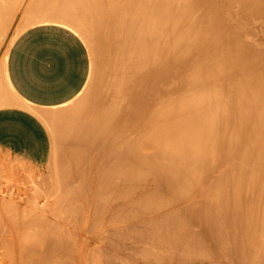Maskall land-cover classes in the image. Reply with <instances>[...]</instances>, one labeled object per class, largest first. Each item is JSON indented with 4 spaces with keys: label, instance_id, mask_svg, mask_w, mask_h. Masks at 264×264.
<instances>
[{
    "label": "bare ground",
    "instance_id": "1",
    "mask_svg": "<svg viewBox=\"0 0 264 264\" xmlns=\"http://www.w3.org/2000/svg\"><path fill=\"white\" fill-rule=\"evenodd\" d=\"M14 2L0 0L5 27L0 35V49L13 21ZM36 23H54L75 31L92 46L95 62L83 94L63 107L41 114L59 145L53 157L55 165L53 162L51 166L53 177L60 181L59 184L55 178L52 180V186L57 181L54 191L46 180V197L44 187L34 189L42 185H34L36 179L30 178L33 173H26L28 178L24 174L28 179L24 181L19 178L20 173L0 168V264H69L70 259L76 264L75 257H83V247L93 246L99 236L103 238L97 233L103 232L112 234L106 241L108 250L112 244L119 245L118 239V243H111L112 236L120 234L119 239L126 242L120 241L124 247L129 246L127 240H136L134 252L131 246L126 250L122 244L118 246L125 250L120 253L131 252L130 256L122 254L128 256L122 257L124 260L118 257L116 246L112 247L114 251L107 250L113 252L110 259L96 250L111 264L121 259L119 263L127 264L132 257L134 261L140 259L134 253L137 249L139 253L145 243L143 253H139L144 255L142 264H149L154 258V263H158L160 248L168 251H162L164 255L178 252L191 253L192 258L201 256V262L206 256L205 264H264V0H31L9 42ZM3 50L1 65L6 59ZM82 146L95 151L89 149L92 153L84 156L88 148L85 151ZM96 151L101 157L97 163L105 167L96 171L97 175L92 173L95 176L90 177L89 183L86 172L90 168L83 166L90 167L91 155ZM87 155L91 156L90 161ZM76 164L86 170H81L84 176L88 175L84 180L87 178L90 190L83 205L82 195L80 200L77 197L86 188L81 189L84 185L80 182L76 184L81 173ZM149 174L150 178L154 176L151 183L156 185L151 188L149 182L151 190L146 187V192L144 185ZM81 177L79 181L83 180ZM115 179L122 183L121 189L120 184H113ZM124 181L143 183L138 189L145 192L134 196L139 199L130 198L136 209L128 198L138 189L129 184L124 189ZM113 185L124 189L121 195L132 191L129 196L124 195L126 203L133 206L127 208L140 212V223L127 226L134 227L135 233L121 229L124 236L133 234L132 238L125 239L119 226L115 231L118 234L113 230L109 233L108 227V231H103L113 221L111 218L115 220L111 216L115 210L122 213L126 209L124 216L131 217L118 220L123 213L116 212L115 224L136 220L137 213L130 214L125 203L119 202L125 207L118 205L117 209L109 203L110 198L112 202L122 198L120 190L113 191L117 188ZM29 190L31 195L36 192V199L41 193L47 200L38 202ZM32 199L36 201L32 203ZM107 205L109 209L114 207L108 211L111 215ZM141 213L149 219L146 216L144 222ZM139 224L144 228L140 233L135 230ZM72 227L94 235H88L92 239L87 241L78 233L86 239L79 238L82 243H76L78 236L73 238ZM40 235L45 237L42 241L47 247L39 240ZM101 239L99 242L103 243ZM156 245L159 250L150 248ZM24 253H31L30 257ZM66 253L71 258L63 256ZM62 256L70 259L64 261ZM168 256L161 255V264H167L164 257L174 258ZM145 257L153 258L143 262ZM26 258L31 261L28 263ZM192 258L189 260L196 261ZM134 261L131 264L139 260Z\"/></svg>",
    "mask_w": 264,
    "mask_h": 264
},
{
    "label": "crops",
    "instance_id": "2",
    "mask_svg": "<svg viewBox=\"0 0 264 264\" xmlns=\"http://www.w3.org/2000/svg\"><path fill=\"white\" fill-rule=\"evenodd\" d=\"M2 30L0 11V35ZM83 43L78 33L54 23L30 26L13 41L0 64L1 153L34 167L49 163L52 138L41 114L63 107L85 89L91 61Z\"/></svg>",
    "mask_w": 264,
    "mask_h": 264
},
{
    "label": "rangeland",
    "instance_id": "3",
    "mask_svg": "<svg viewBox=\"0 0 264 264\" xmlns=\"http://www.w3.org/2000/svg\"><path fill=\"white\" fill-rule=\"evenodd\" d=\"M30 1H31V0H28V1H27V0H24V1H23V0H15L14 4H11V8H12L11 10H12V12H13V21H12V22H14L13 27H16V26H17V23H18L19 20L21 19V17H22V15H23V12H24L25 8L27 7V4H28ZM25 4H26V7H25ZM12 5H14V6H12ZM23 7H24V8H23ZM21 10H22V12H21ZM0 11H1V5H0ZM20 12H21V13H20ZM36 24H37V23H36ZM36 24H35V25H36ZM38 24H41V23H38ZM10 32H11V31H10ZM12 32H13V31H12ZM11 36H13V33H11ZM11 36L6 37V39L4 40V42H3V44H2V47H1V49H0V53H1L2 50L4 49L2 54H5L4 51H5V52H8V50L10 49V47H11V45H12V43H13V42H12V43L9 42V39L11 38ZM81 37H82V36H81ZM82 39H83V41L85 42V43H83V44H84L85 47L87 48V52H88V54H89V59H90V61H91V69H90V72H91L90 74H91V75H90V78H89V81H90L91 76H92V73H93L94 62H95V52H94L92 46L90 45V43L88 42V40L85 39L84 37H82ZM1 56H2V55H1ZM1 56H0V59H1ZM88 83H89V82H88ZM88 83H87V85H88ZM87 85H85V86L87 87ZM81 94H83V92H82ZM81 94H80V95H81ZM46 126H47V125H46ZM48 129H50V127H49ZM49 131H50V130H49ZM50 135H51V134H50ZM51 138H52V154H51V159H50L49 163H48L47 165H45L44 167H42V168H41V167H40V168H39V167H34V166H32V165H28V164H26V163H24V162H21V161L15 160V159H13V158H11V157H9V156H7V155H5V154H3V153L0 152V168H3V167H4V168H9V170L11 169V171H15V172L20 173L21 175L19 176V178H21V180H24V181H27V180H28L27 178L30 176L31 173H33V174H34V177H32V176H33V175H32L30 178H34V179H36V181H38V184L36 183V181H33V183L35 182L34 185H37V186H38V185H42V187L39 186L40 188H34V189H38V191H39V189H41V188L44 189V188H45L43 191L45 192V196H46V197H47L46 192L49 191V189H48V190L46 189L47 184H48L49 188L52 187L51 190L53 189L52 191H54V187H53V186H54V183L57 184V181H58L56 177H53L54 175H53L52 172H53L54 170H53L52 167H53V162H54V160H53L54 158H53V157H54V155L56 154V152L58 151V146H59V145H58L57 137H56L55 135L52 134V135H51ZM82 147H83V146H82ZM85 147H87V146H84V147H83V149H84L85 151H86L87 148H88V149H87L86 153L83 154L84 156H85L88 152H90L91 150H93V148L87 147V148L85 149ZM80 148H81V145H80V147H79V149H78V150H80V152H81V151H82V148H81V149H80ZM89 149H91V150L89 151ZM93 151H95V150H93ZM83 152H84V151H83ZM91 153H92V151H91ZM91 153H90V154H91ZM97 153H98V151H96L95 153L93 152V154L91 155L92 158H93L92 161H90V159H91L90 157H91V156H90V155H87V156H89V161L91 162V163H89V165H88V166H90V167H85V166H83V168H86V169L88 168L87 170H89V168H90V172H91V170H92L91 173H90V172H86L87 174H89V179H88V182H89V183H90L91 180L93 179V176L97 175V174H96V171H97V173H99V170H100L103 166L105 167V164L101 167V164L99 165L100 162L98 161V163H97V160H98L99 157H100V156L97 155ZM95 155H97V158L95 157ZM87 156L85 157V159L88 158ZM94 157H95V158H94ZM82 158H84V157L82 156ZM103 159H105V158H103ZM82 160H83V159H82ZM87 160H88V159H87ZM87 160H83V161H84V162L86 161V164H87V163L89 162V161L87 162ZM94 160H95L96 163L93 162ZM100 160H101V157H100ZM80 161H81V160H80ZM80 161L78 162L79 165L81 164ZM104 161H106V160H104ZM104 161H103V163H104ZM113 161H114V159H113ZM92 162H93L94 164H93ZM110 162H111V161H110ZM113 163H114V162H113ZM90 164H91V165H90ZM92 164L95 165L96 167L92 166ZM97 164H98V167H97ZM106 164H107V163H106ZM111 164H112V162H111ZM114 164H115V163H114ZM114 164H113V166H114ZM54 165H55V162H54ZM77 165H78V164H76V166H77ZM79 165H78V166H79ZM82 165H83V164H81L80 166H82ZM51 166H52V167H51ZM78 166H77V167H78ZM80 166H79V167H80ZM86 166H87V165H86ZM110 166H111V165H110ZM12 167H14V168H12ZM79 167H78V168H79ZM74 168H75V167L73 166V170H74ZM78 168H76V170H75V172H77V174H78V170H77ZM80 168H81L80 171H81V170H83L84 172L86 171L85 169H82V167H80ZM91 168H92V169H91ZM95 168H96V170H94ZM97 169H98V170H97ZM93 171H94V172H93ZM21 172H22V173H21ZM29 172H30V174H29ZM84 172L82 173V171H81V173L78 174V175H79V178L75 177V178H77V180H78V179L80 180V177L82 176L81 178H82L83 180H81V181L78 180V182H77L76 184H79V182H80V184H81L82 186L84 185L83 188L79 185L80 188L83 189V190H85L84 188H86L85 193H83L84 191H81L82 194H80V193H79L80 195L78 194V197H77V198H79V200L81 199V197H82V200H83V196L86 197V194H88L87 192H89V190H90V189L87 190V187H88L89 185H88V186L86 185V184H88V182H87V178H86V180H84V178L87 177L88 175H87V176H84V175H86ZM18 173H16V175H19ZM26 173H28L29 176H28ZM92 173H94L95 175H94V174L92 175ZM24 174H26L27 176L24 175ZM80 174H81V175H80ZM83 174H84V175H83ZM7 175H8V174H7ZM90 175H91V176H90ZM21 176H22V177H21ZM25 176H26L27 178H26ZM90 177H91L92 179H91ZM148 177H149V178H148ZM153 177H154V176H153ZM153 177H152V175H151V178H152V179H151V178H150V174H149V176H147V180H146V179H145L146 181L143 180V182H144V181L147 182V183H146L147 186L144 185V186H145V191H146V187H147V190H151V189H148V187L150 188L153 184H155V183H151V182H153V181H152V180L154 179ZM44 178H45V179H44ZM46 178H47V179H46ZM54 178H55L57 181H56V180L53 181V186H52L51 183H52V180H53ZM119 178L121 179V177H119ZM26 179H27V180H26ZM43 179H44V180H43ZM3 180H4V179H3ZM46 180H47V184H46V186L44 187L43 185L46 183ZM113 180H114V179H113ZM0 181H1V180H0ZM39 181H40V182H39ZM48 181H49V182H48ZM50 181H51V182H50ZM75 181H76V180H75ZM84 181L87 182V183H85ZM115 181H116V182H115V183L113 182V184H115V185L120 184V186H118V187H119V188L122 187V183H121V182H120V183H117L118 181H120L119 179H118V180L115 179ZM58 182H59V184H60V181H58ZM63 182H64V181H63ZM124 182H125V181H124ZM124 182H123V184H124ZM145 182H144V183H145ZM149 182L151 183V186H148V183H149ZM154 182H156V181H154ZM3 183H4V181H3ZM116 183H117V184H116ZM126 183H127V182H125V184H124L125 187H124V185H123V188H124V189H126V188L128 189V187H126V186H128V184L131 185V186H135L136 190H137L138 187H140V186L143 187V186H142L143 183H142L141 181H139V182H136V181H135V182H129V183H127V184H126ZM31 184H32V183H31ZM31 184H29V185H31ZM56 184H55V185H56ZM61 184H62V183H61ZM76 184H75V185H76ZM134 184H136V185H134ZM137 184H138V186H137ZM34 185L32 184L31 186L33 187ZM115 185H113V187H117V186H115ZM139 185H140V186H139ZM155 185H156V184H155ZM31 186H30V187H31ZM56 186H57V185H56ZM85 186H86V187H85ZM136 186H137V187H136ZM157 186H158V184H157ZM32 187H31V188H32ZM43 187H44V188H43ZM118 187H117V188H113V191H114V189H115V190H118V192H119V190H120L121 188L118 189ZM31 188H29V189H31ZM55 188L58 189L57 187H55ZM151 188H155V186L153 185ZM34 189L32 188V190H34ZM81 189H80V190H81ZM124 189L120 190V195H121V192H122ZM143 189H144V188H143ZM46 190H47V191H46ZM51 190H50V191H51ZM139 190H140V191H139ZM40 191H41V190H40ZM52 191H51V192H52ZM55 191H56V190H55ZM78 191H79V188H78ZM141 191H142V193L145 192L144 190L138 189V190L136 191V193H135V190H134V191H133L134 194L132 193V195H131L132 197L130 196V197L128 198L129 200H128L127 198H125L124 195H125V194L127 195V193L124 192L125 194H122V195H121V197H122L121 200H120V198H119L120 196H118V198H119L118 201L116 200L117 198H115V200L117 201V205L114 204V203H116L115 200H113L114 202H112V198H110V201H111V202L109 201V203H110V204L113 203L112 205H113L114 207L119 205V206H122V207H125V206H126L125 208H127V206H129V208H132V207L134 206L135 209H136V208H138V207L135 206L134 203H131V201L133 200L134 196L136 195V197H137V194L139 195V192L141 193ZM28 192H29V195H30L31 197L34 196V199H36V198H35L36 196L34 195L36 192H33V191H32L33 195L30 194V193H31L30 190H29ZM44 192H43V194H44ZM115 192H117V191H115ZM115 192H113V194H114ZM131 192H132V191H131ZM131 192H129V195H130ZM146 192H147V191H146ZM148 192H149V191H148ZM37 193H38V192H37ZM47 193H48V192H47ZM122 193H123V192H122ZM48 194H49V193H48ZM83 194H85V195H83ZM116 194H117V193H116ZM116 194H115V196L117 197V195H118L119 193H118L117 195H116ZM24 195H25V194H24ZM81 195H82V196H81ZM129 195H127V196H129ZM140 195H141V194H140ZM140 195H139V196H140ZM30 196H29V197H30ZM38 196H41V193H40V195H39V194L37 195V199H36V200H40V201H38V202H41V201L43 200L42 203H44V202H45L44 200H47V199H45V198L42 197L43 195H42L41 197H38ZM80 196H81V197H80ZM115 196H114V197H115ZM85 197H84V200H83L84 202H83L82 200H80V203H81L82 205L85 204V200L87 199V197H86V198H85ZM112 197H113V196H112ZM123 197H124V198H123ZM32 198H33V197H32ZM41 198H42V199H41ZM50 198H52V197H50ZM50 198H49V199H50ZM130 198H132V200H131ZM30 199H31V198H30ZM52 199H53V198H52ZM52 199H50V201H51ZM122 199H124V200L122 201ZM125 199H126V200H125ZM134 199L138 200L139 198H138V199H137V198H134ZM32 200H33V199H32ZM32 200H31V201H32ZM36 200H33L32 203H33L34 201H36ZM127 200L130 201V204H131V205H133V204H134V205H133V206L128 205L129 202L126 203ZM136 200H135V201H136ZM52 201H53V200H52ZM52 201H51V203H53ZM86 202H87V201H86ZM119 202H121V203L123 202V204L125 203L126 205L124 206V205H122V204L119 203ZM132 202H133V201H132ZM78 203H79V202H78ZM109 203H108V204H109ZM118 203H119V204H118ZM135 203H136V202H135ZM51 206H52V204H51ZM53 206H54V205H53ZM53 206H52V207H53ZM113 206H112L111 208H114ZM130 206H131V207H130ZM54 207H55V206H54ZM54 207H53V208H54ZM109 207H110V205H107V208H108V209H109ZM111 208H110L109 210L107 209V212H108V211L111 212ZM115 208H116V207H115ZM118 208H120V207H118ZM129 208H127V210H129V213L132 214V211L134 212L135 209L133 208L134 210H132V209H129ZM116 209H117V208H116ZM122 209H123V208H121V211H122ZM139 209H142V208H139ZM113 210H114V209H113ZM113 210H112V211H113ZM118 210H119V209H118ZM125 210H126V209H124V210L122 211V213L125 212ZM143 210H144V209H142V211H143ZM142 211H141V212H142ZM151 211H152V210H151ZM151 211H150V214H151L152 216H154V215L151 213ZM54 212H56V211H54ZM54 212H53V213H54ZM110 212H108V214H110ZM116 212H117V211L115 210V212H114L115 214H114V213H113V214L111 213L112 215H111V214H110V215H111L112 217H115V220L117 221V216H118V215L116 214ZM118 212H119V211H118ZM118 212H117V213H118ZM127 212H128V211H127ZM127 212H125V213H127ZM148 212H149V211H148ZM148 212H144V213L149 214ZM119 213L122 215L121 212H119ZM119 213H118V214H119ZM125 213H123V218L121 217V219H118V220H122V219H124V218L126 217V216H124ZM134 213H137V214H136V220L134 219V218H135V216H134L135 214H134ZM134 213H133V215H132V217L134 216V217H133L134 220H131V221L126 222V223H128V224H126L124 221H123V223H122V221H121L122 224L120 223V221H119L120 224H119V223L115 224V220H114L113 218H111V220H113V221H110L109 224H108L109 226L106 225V226H105L106 229L104 228L103 231H104V230L106 231L108 228H109V231H108V230H107V231H108L109 233H112L110 230H113L114 232H115V231H118V230H117V226H119V228H118L119 230H121V229L124 230V229H125V230H124L125 233L127 232V231H126L127 229H128V232H129L130 230L133 231V230H134V229H133L134 227L131 229V228H130V227H132L131 225L136 224V221H137V223H138V222H139V219H138V218H140V217H137V216H138V213L140 214L139 211H138V212L135 211ZM147 214H143V215H142V213H141V215H139V216L144 217V218H141V219H143V220L146 218V216H147V218L149 219L150 214H149V216H148ZM106 215H107V214H106ZM115 215H116V216H115ZM121 215H120V216H121ZM108 216H109V215H108ZM106 217H107V216H106ZM109 218H110V217H109ZM119 218H120V217H119ZM126 218H127V217H126ZM147 218L145 219L146 221H147ZM151 218H153V217H151ZM130 219H131V217L128 216L127 220H130ZM141 219H140V221H141V223H142L143 220H141ZM125 220H126V219H125ZM127 220H126V221H127ZM145 220H144V222H145ZM112 222H113L114 224H113ZM117 222H118V221H117ZM134 222H135V223H134ZM124 223H125V224H124ZM139 223H140V222H139ZM111 224H112V225H111ZM120 225H121V228H120ZM128 225H130V227L127 228ZM137 225H138V224H137ZM137 225H136V227H137ZM140 225L143 226L142 224H139V226H138L139 228H135V230L138 229L137 231H139V233H140V231L142 232V231L144 230L143 227H142L143 229H141V226H140ZM144 225H145V223H144ZM122 226H123V227H122ZM133 226H135V225H133ZM107 227H108V228H107ZM114 227H115V228H114ZM144 227H145V226H144ZM72 228H73V229H72L71 231H73V233H72L71 231H69V232H67V233H69V234H70V233L75 234V236H74L73 238H75V237L78 236V237H77V238H78V241H77V238H75V239H76V243H78L81 239L85 240L86 238H88L87 241H89L90 239H92V238L89 239V237H92V236L94 235V233H93V234H92V233L89 234V232H86V231H82V232L80 233V229L77 228L76 230L79 231V232H77V231L75 230L74 227H72ZM111 228H112V229H111ZM74 230L76 231V233H74V232H75ZM98 230H100V228H99ZM98 230H97V231H98ZM101 231H102V229H101L99 232H101ZM132 231H131L130 234H132ZM121 232H123V231L121 230L119 233H121ZM128 232H127V233H128ZM133 232H134V231H133ZM78 233L81 234L82 236L86 237V238H84V237L81 238V236H80ZM84 233H87V234L84 235ZM104 233H105V235L103 236ZM115 233L118 234L117 232H115ZM115 233H113V234H115ZM125 233H123V234H125ZM134 233H135V232H134ZM69 234H68V236L70 237V235H72V234H70V235H69ZM95 234H96V233H95ZM98 234H99V235H102L103 238H105V236H106L108 239H109V238L111 239V235H112V234H110V235H109L110 237H109L108 234H107L106 232H103L102 234L97 233V236H99ZM106 234H107V235H106ZM116 234H115V236H116ZM121 234H122V233H121ZM123 234H122V235H123ZM36 235H38V234H36ZM88 235H89V237H87ZM91 235H92V236H91ZM119 235H120V234H118L117 237L112 236L113 238H112L111 243H112L113 241H114V242L116 241V243H118V241H117V239H118V240H119V245H118V246H120V244H122L123 247H124V244H125L126 242H123V240H122L123 238H122L121 236H120V237H121V240H120L119 237H118ZM125 235H126V234H125ZM132 235H133V234H132ZM132 235L130 236L129 234H127V236H124V235H123V237H124L125 239H126V238H129V236H130V238H132ZM134 235H135V234H134ZM40 236H41V235H40ZM35 237H37V240H38V236H35V235H34V238H35ZM133 237L136 238V237H138V235H137V236H133ZM34 238H31V239L33 240ZM42 238H44L43 240H45V237H43V236H41V238H40L39 240L42 241ZM79 238H81V239H79ZM103 238H102V239H103ZM99 239H101L100 236H99ZM99 239H98V242L93 243V244H94V245H93L94 247H93L91 244L89 245L90 247L84 245V246H86L87 248H86V247H83V246L80 245L81 247L84 248V250L86 249V250H85L86 252H85L84 250L82 251V255H83V257H84L85 259H84L83 257H80L81 255H78L79 257L76 256V257H75V258H76V262H75L76 264H77V261H78V260L81 262V263H80V262L78 261L80 264H82V262H83V261H81V260H85V262H83V264H111V261H110V260H107V259H110L109 257L111 256V253H113L112 251H114V249H113L112 247H115V246L118 247V246L112 244V245H111V248H109V250H110V249H111V250L113 249V250H112L111 253H110V252H108V251H109L108 248H106L107 246L109 247V244L107 245L106 241H110V239H109V240H108V239L106 240V238H105V239H103V240H102V239L100 240V241H104L105 243H104V242H103V243H102V242H99ZM125 239H124V241H125ZM137 239H138V238H137ZM34 240H36V239H34ZM37 240H36V241H37ZM70 240L73 241V242L75 243V241L72 240L71 238H70ZM138 240H140V239H138ZM138 240H137L138 243H136V244H138V247H137V248H139V247H141V246H143V245H145L144 247H146V243H145V244H141V246H140ZM120 241H122L124 244H123L122 242H120ZM129 241H130V242H129ZM131 241H132V240H127V242H129V243H128L129 246H128V245H127V246H128L129 248L132 247L133 250H132V249H130V250H131L132 252H134V250L136 251V246H137V245H136V246L134 245V243H135L136 240L132 241L133 243H132ZM32 242H33V241H32ZM38 242H39V241H38ZM43 242H44V241H42V244H43ZM114 242H113V243H114ZM74 243H73V244H74ZM81 243H82V240L80 241L79 244H81ZM100 243H101V244H100ZM108 243H109V242H108ZM111 243H110V244H111ZM130 243H132V245H134L135 249H134V247H133ZM140 243H141V242H140ZM143 243H144V242H143ZM40 244H41V242H40ZM42 244H41V245H42ZM79 244L76 245V246H77L76 249H77L78 251H79V248H80V247H78ZM102 244H104V246H103ZM105 244H106V245H105ZM114 244H115V243H114ZM147 244H149V243H147ZM37 245H38V244H37ZM43 245H44V244H43ZM97 245H99V246H98L99 248H97ZM152 245H153V244H152ZM28 246H29V245H28ZM28 246H27V247H28ZM44 246L47 247V246H46V243H45ZM76 246H74V247H76ZM101 246H103V247H101ZM130 246H131V247H130ZM147 246L149 247V245H147ZM24 247H26V246H24ZM30 247H31V246H30ZM30 247H28V249H29ZM35 247H36V245H35ZM39 247H40V246H39ZM95 247H96V249H95ZM100 247H101L102 250L100 249ZM104 247H105L106 250L104 249ZM116 247H115V248H116ZM123 247H122V249L118 247L119 250H118V248L115 249L116 253L119 254L118 257L121 256V258H122L123 255H125V253H128V256H130L129 254H130L131 252L129 253V250H127L128 252L126 251V252H124V253H120V252L126 250V249H125L126 246L124 247L125 250L123 249ZM128 247H126V248H128ZM144 247H143V248H139V249H142V250H141L142 253H143V251H144ZM148 247H147V248H148ZM154 247H155V248H154ZM154 247H153V246H152V247L150 246V248H153V249H155V250L158 249L157 245L154 246ZM156 247H157V248H156ZM42 248H44V247H42ZM93 248H94V249H93ZM129 248H128V249H129ZM74 249H75V248H74ZM74 249H73V250H74ZM76 249H75V250H76ZM88 249H89V250H88ZM90 249H92L93 251L90 250ZM98 249H99V250H98ZM148 249H149V248H148ZM153 249H151V250L154 251ZM162 249H163V248H162ZM73 250L71 251V253L73 252ZM75 250H74V252H75ZM77 250H76V252H75L76 255H77V252H78ZM96 250H98L100 253L103 251L104 254L102 253V254H103L102 256L105 255V258H107V259L105 260V258L102 257V256L100 255V253H99L98 251H96ZM100 250H101V251H100ZM107 250H108V251H107ZM120 250H122V251H120ZM158 250H159V249H158ZM164 250H165V249H164ZM164 250H161V248H160V251H161V253H162V254H161L160 251H159L160 255H159L158 252L156 251V252H157V255L159 256V259L162 260L161 255H163V256L166 255V257H167V254H169V256H168L169 258H171L172 256H174V258H175V260H174L173 257H172V260H171V259L169 260L168 258H165V257H164V258H163L164 263H167V264H168V263L170 264V261L172 262L171 264H175L177 260H179V259L181 260L182 258H185V259H186V257H188V260H189L190 258H192V256L189 255V254H191V253H189V254H187V255H185V254H182V255H181V254H178V252H177V253H176L177 256H176V254H175V252H174L173 254H175V255H172V256H171L170 253H172V252H170V253H167V254L164 255L163 252H164V253H165V252H168V251H164ZM88 251H90V253H89ZM104 251H106L107 254H106V252H104ZM139 251H140V250H139ZM141 251H140L139 253H141ZM162 251H163V252H162ZM74 252H73V253H74ZM83 252H85V253H83ZM94 252H96V254H95ZM25 253L27 254V252H25ZM25 253H24V254H25ZM79 253H80V251H79ZM79 253H78V254H79ZM92 253L95 255L94 257H93V254H92ZM98 253H99V254H98ZM114 253H115V252H114ZM137 253H138V249H137ZM137 253H136V254H137ZM139 253H138L137 255L134 253V255H135V257L140 258V259H137V260H139V261H137V260H136V261H137L138 263L141 262V263H139V264H142V260H141V259H143L144 257L141 258V255H142V256H144V255H143V254H139ZM153 253L155 254V252H153ZM24 254H23V255H24ZM26 254H25L24 256H25V257H26V256L28 257L29 254H31V253H29L28 255H26ZM69 254H70V253H69ZM80 254H81V253H80ZM120 254H121V255H120ZM122 254H123V255H122ZM132 254H133V253H132ZM65 255H67L68 257L71 258V255H68V253L64 254L63 256H65ZM99 255H100V256H99ZM113 255L115 256V254H113ZM126 255H127V254H126ZM134 255H131V257L134 256ZM138 255H139V256H138ZM180 255H181V258H180V257L178 258V256H180ZM192 255L194 256V255H202V254H192ZM24 256H23V257H24ZM63 256H62V258H65V259H66V260L64 259V261H67V260L70 259V258L67 259V258H68L67 256H66V257H63ZM72 256H75V254H73ZM106 256H107V257H106ZM128 256H126V257H128ZM175 256H176V257H175ZM182 256H183V257H182ZM190 256H191V257H190ZM204 256H205V255H203V257H204ZM29 257H30V256H29ZM92 257H93L94 259H93ZM95 257H96V258H95ZM98 257H99V258H98ZM116 257H117V256H116ZM118 257H117V258H118ZM126 257H123V258L125 259ZM131 257H130V258H131ZM189 257H190V258H189ZM194 257L196 258V261H195V260H189V261L192 262V263H190L187 259H186V260H187V263H186V260H184V259L181 260L182 263H179V262H178V263H179V264H194V263H195V264H199V263H200V264H205V262L208 261V259L205 261L206 256L204 257V259H203V257H202V259H203L205 262H204V261L201 262V259H200L201 256H200L199 258H197V256H194ZM73 258H74V257H73ZM73 258H72V259H73ZM75 258H74V261H75ZM77 258H78V259H77ZM79 258H80V259H79ZM101 258H102V259H101ZM103 258H104V259H103ZM114 258H115V257H114ZM117 258H116V259H117ZM123 258H122V259H123ZM147 258H148V257H147ZM152 258H153V257H152ZM152 258L149 257L148 259L150 260V259H152ZM195 258H192V259H195ZM92 259H93V260H92ZM122 259H121V260H122ZM124 259H123V260H124ZM127 259L129 260V258H127ZM127 259H126V261H128ZM148 259H146V257H145V260H143V262H145L146 260L149 261ZM157 259H158V257H157ZM159 259H158V260H159ZM166 259H168V260H166ZM197 259H198V261H197ZM199 259H200V262H199ZM23 260H24V258H23ZM23 260H22V261H23ZM26 260H28V263L31 261L29 258H26ZM70 260H71V259H70ZM70 260L68 261V263H69V264H71V263L74 264L73 260H71V261H72L71 263H70ZM119 260H120V259H119ZM121 260H120V261H121ZM123 260H122V261H123ZM134 260H135V259L132 257V258L128 261L129 263H128V262H125V261H124V262L127 263V264H131V262L134 261ZM140 260H141V261H140ZM154 260L156 261V258H154L153 261L150 260L151 262H150L149 264H158V263L161 264V262H162L161 260H160V261L157 260L158 263H154V262H155ZM173 260H174V261H173ZM62 261H63V260H62ZM64 261H63V263H64ZM107 261H108V262H107ZM109 261H110V262H109ZM120 261H117V260H116V262L113 261L112 264H114V263L116 264L117 262L119 263ZM130 261H131V262H130ZM136 261H134V262H136ZM183 261H185V263H183ZM26 262H27V261H26ZM173 262H174V263H173ZM188 262H189V263H188ZM193 262H194V263H193ZM198 262H199V263H198ZM79 263H78V264H79ZM138 263H137V264H138ZM206 263H207V262H206ZM4 264H5V263H4ZM6 264H8V263L6 262ZM25 264H27V263H25ZM29 264H30V263H29ZM65 264H67V263L65 262ZM119 264H122V263H119ZM123 264H124V263H123ZM134 264H135V263H134ZM143 264H148V263L145 262V263H143ZM176 264H177V263H176Z\"/></svg>",
    "mask_w": 264,
    "mask_h": 264
}]
</instances>
